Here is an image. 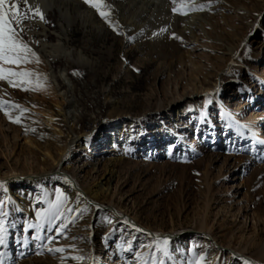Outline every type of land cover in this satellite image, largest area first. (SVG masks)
Wrapping results in <instances>:
<instances>
[{
  "label": "rangeland",
  "instance_id": "rangeland-1",
  "mask_svg": "<svg viewBox=\"0 0 264 264\" xmlns=\"http://www.w3.org/2000/svg\"><path fill=\"white\" fill-rule=\"evenodd\" d=\"M208 4L191 31L162 21L155 39L150 21L121 20L130 34H107V24L120 23L110 2L107 23H83L57 10L43 25L24 21L20 35L38 56L43 45L63 39L61 25L72 56L41 75L40 91L0 81V100L27 109L20 123L0 110V202L8 212L3 264H151L164 238L171 253L165 264H195L200 256L205 264H264V0ZM63 69L72 87L58 81L53 91L51 74ZM60 93L75 119L59 115ZM52 174L84 198L80 217L70 188L47 181ZM8 181L16 185L7 188ZM98 186L108 188L101 205L84 193ZM57 191L68 197L63 215L51 230L45 223L36 240L29 226L40 223L37 212ZM61 223L66 227L57 235Z\"/></svg>",
  "mask_w": 264,
  "mask_h": 264
},
{
  "label": "snow or ice",
  "instance_id": "snow-or-ice-1",
  "mask_svg": "<svg viewBox=\"0 0 264 264\" xmlns=\"http://www.w3.org/2000/svg\"><path fill=\"white\" fill-rule=\"evenodd\" d=\"M83 3L95 9L105 21H109V13L103 10L107 5L102 0H83ZM172 3L175 5L172 9L173 12L180 15H186L189 11H202L206 7V5L196 4L195 0H172ZM22 4L28 5V0H20V2L0 0V81H6L11 87L19 88L22 91H40L45 87L46 78L42 79L41 74L22 67V65L40 63L39 56L23 40L20 33L23 31L26 19L38 17L42 22L47 21L39 7L35 9L31 6L22 8ZM113 27L115 28V26ZM161 31H165V29H161ZM173 38L179 39L175 36ZM0 110H3L5 115H8L14 123H20L23 114L27 112V109L22 108L20 105L2 100H0ZM12 110L20 113L15 119L10 114ZM67 200L68 197L63 192L57 191L55 201L49 202L47 209L37 212L40 223L29 226L37 230L34 239H42L39 232L45 223L49 226V230L55 227V221L62 217V209ZM7 216L8 212L5 210L4 202H0V245L5 243L7 235L6 220L3 219ZM64 227L66 225L61 223L56 228L57 235L63 234L61 230ZM49 242H51V238H49ZM169 243L170 241L167 238L157 240L155 250L161 255L158 257L153 254L151 264H165V258L171 259ZM48 250L56 253L65 251L63 248H49ZM205 261L206 257L200 256L195 264H205ZM0 264H3V262L0 261ZM142 264H148V261L143 260ZM244 264H249V262L245 261Z\"/></svg>",
  "mask_w": 264,
  "mask_h": 264
},
{
  "label": "bare ground",
  "instance_id": "bare-ground-1",
  "mask_svg": "<svg viewBox=\"0 0 264 264\" xmlns=\"http://www.w3.org/2000/svg\"><path fill=\"white\" fill-rule=\"evenodd\" d=\"M107 1L111 3V5H112L111 7H113V5L115 6V10L120 15L119 16L120 17V21H119L120 23H115L114 25L107 24V26H108L107 28L110 30L109 32L112 31V33H109L106 29H104L107 32V34H110L111 36L115 35L114 32H119V31H122V32L124 31L127 35L130 34L129 27L127 25H125V26L122 25L123 20H125V21L132 20L133 21L132 23L134 25L135 24L138 25V24L150 21L151 24L149 26H146V27H147V32L149 33V35L151 37L154 36L155 30L158 28V26H157L158 23H161L162 21L175 22L176 24L173 23V25H176V26H178V24L179 25L181 24V27H183L182 31L184 30L186 32V31L190 30L191 27L195 26V24H197V22L200 20V17L205 16V14H206L205 12H207L208 9H210L209 4H208V0H198V1H201V3L203 2L202 5H206V7H205L206 10L205 11L202 10L204 13L201 14V12H200L199 13L200 15L192 14V12H194V11H189L188 14H186V15H180L178 13H174L172 9L175 5L172 3V0H102L103 3L107 2ZM10 2H14V1L10 0ZM28 3L31 6H33V9H35L36 7H39L41 12L43 13L45 19L48 17V14L51 11L54 12L55 10H57V12L60 13L61 17L67 16L73 20L80 19L83 23L86 22V19L87 20L92 19L96 23H101V24L105 23V20L102 22L98 21V18L100 17L99 13L95 9H93L90 6H88L87 4L83 3V0H28ZM107 3H105V5H107ZM86 5L89 8L86 7ZM103 10L105 11V8ZM189 13H190V15H189ZM35 18H36L35 21H34V18L29 19V22L30 21H32V22H30L28 27H30V28L34 27L35 26L34 24L37 22L39 23V25L40 24L43 25V22L40 21L38 17H35ZM121 20H122V22H121ZM106 23H107V21H106ZM113 26H115V28ZM61 29H62L63 34H60V33L59 34L61 36H63V39H62V37L61 38L58 37L57 43L50 46V47L43 45L41 51L44 54V56H39L40 63H31V65L33 66L32 69H41L42 70V72L39 73L41 75H45L46 72L48 71V69L52 68V64L55 60L61 58V59H63V61L65 63L72 56L71 51H69L66 48L65 44L63 43V41H66V39H67V29H65L62 25H61ZM152 38H154V37H152ZM34 43L35 42H33V44ZM78 60L82 61V58L80 57ZM51 78L53 79V89H52L53 91H58L57 89L60 90V88H59L60 84L58 83V81L63 86L68 87L69 90L72 87V84L70 83L69 79L67 78L65 69L59 71L57 74H55V73L51 74ZM56 95L54 96L55 101L57 100V97H58ZM59 97H61V99H62V103H58V102L56 103L59 115L61 114L65 119H70V118L75 119L76 116H74L75 115L74 111L70 112V111H67L63 108V106L65 105V103L67 101V99H66L67 96H65V93H62V94L60 93ZM49 121H51V116L47 119L46 123H49ZM77 140H78V137L72 138V139H70V142L68 141V143L64 145V147L62 148V151L59 153V159L56 162L53 161L55 163L56 167L64 165V163H65L64 155L66 154V149H67L68 144L77 143L78 142ZM88 149H89L88 147L82 148L83 151L88 150ZM67 151H69V150H67ZM46 156L49 159H52V156L50 154L46 153ZM47 181H49V182L56 181V182L62 183L64 187L70 188V191L72 192L73 202H77L75 205L74 213H75V215H78L80 217L81 214L76 213V211L78 209H81V207L78 208V205H80V203L81 204L84 203V206H85V205H87V203L85 201H83L84 198H81L79 196L81 194H79L72 187V185L70 184V181L66 180L65 178L63 179L61 176H59L57 174H52V175L47 176ZM29 183H32V181H30ZM34 183H36V182L34 181ZM13 184L16 185V183L14 181H8L5 183V186L7 188H9V187L11 188L13 186ZM107 191H108L107 187L98 186L97 189H95V190H93V189H89L86 191L84 190V193H85V197H87L89 200L97 203L98 205H101L99 200L106 198ZM10 198L12 200L16 201V198H18V197H16L14 194V195H11ZM92 211H94V209ZM255 263L256 264H262L261 262H255Z\"/></svg>",
  "mask_w": 264,
  "mask_h": 264
}]
</instances>
